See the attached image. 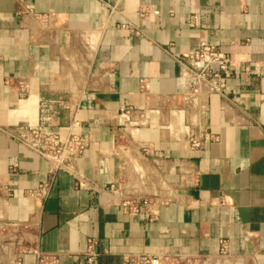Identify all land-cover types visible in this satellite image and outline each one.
Wrapping results in <instances>:
<instances>
[{"label":"crops","instance_id":"obj_1","mask_svg":"<svg viewBox=\"0 0 264 264\" xmlns=\"http://www.w3.org/2000/svg\"><path fill=\"white\" fill-rule=\"evenodd\" d=\"M203 42L231 70L194 103ZM22 125L85 148L50 178ZM89 238L99 264H264V0H0V264H87Z\"/></svg>","mask_w":264,"mask_h":264},{"label":"built area","instance_id":"obj_2","mask_svg":"<svg viewBox=\"0 0 264 264\" xmlns=\"http://www.w3.org/2000/svg\"><path fill=\"white\" fill-rule=\"evenodd\" d=\"M186 59L193 70V77L196 80V85L191 87L192 90L194 89L191 96L198 98L205 91L222 93L225 90L232 63L231 57L227 52L208 42H203L186 54ZM19 88L22 96L28 94L29 85L27 83H19ZM121 117L126 122H132L137 126L147 123V113L145 111L138 112L132 107L123 109ZM19 133L22 143L48 162L50 178L55 177L60 170L71 169L74 159L85 148L84 140L78 136L63 137L57 132L49 131L40 125H22L19 127ZM200 145L201 142L193 140L191 149H197ZM144 203H147V201L145 200ZM134 207L132 209H136ZM96 244L97 241L94 238L88 239L87 249L84 254L87 264H99L100 254L96 250ZM225 249L226 246L223 245L224 253ZM186 259L169 254H139L131 256L128 264H176L183 263ZM37 264H58V258L53 254L39 253Z\"/></svg>","mask_w":264,"mask_h":264},{"label":"rangeland","instance_id":"obj_3","mask_svg":"<svg viewBox=\"0 0 264 264\" xmlns=\"http://www.w3.org/2000/svg\"><path fill=\"white\" fill-rule=\"evenodd\" d=\"M221 260H206V259H193L192 261H184L183 263H176V264H215L219 263ZM223 264V262H222Z\"/></svg>","mask_w":264,"mask_h":264},{"label":"water","instance_id":"obj_4","mask_svg":"<svg viewBox=\"0 0 264 264\" xmlns=\"http://www.w3.org/2000/svg\"><path fill=\"white\" fill-rule=\"evenodd\" d=\"M192 100L194 101V103H197L198 99L197 98H193Z\"/></svg>","mask_w":264,"mask_h":264}]
</instances>
